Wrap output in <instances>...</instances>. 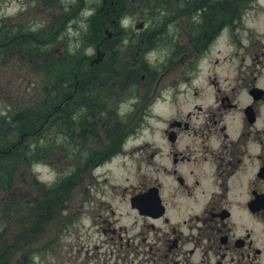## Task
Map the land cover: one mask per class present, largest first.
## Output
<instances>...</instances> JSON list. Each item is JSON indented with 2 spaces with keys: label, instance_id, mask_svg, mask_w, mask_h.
<instances>
[{
  "label": "flooded vegetation",
  "instance_id": "af4514ba",
  "mask_svg": "<svg viewBox=\"0 0 264 264\" xmlns=\"http://www.w3.org/2000/svg\"><path fill=\"white\" fill-rule=\"evenodd\" d=\"M147 1L153 9L141 19L144 27L163 26L176 3L177 15L186 16L178 21L193 29L194 39L177 27L148 32L144 48L152 55L143 75L148 102L142 133L130 135L126 122L118 134L113 128L111 134L101 133L99 142L81 144L80 226L90 222L86 227L111 247L115 264H264V0ZM120 3L125 5L124 0L101 5L117 14ZM106 18L119 22L118 15ZM220 41L225 52L213 64L225 65L223 78L207 71ZM177 42L185 46L174 57ZM167 56L172 61L163 63ZM168 73L172 77L160 86ZM163 101L169 114L151 119V108ZM141 134L143 142H130ZM140 154L136 179L127 184L104 180V189L90 191L101 164ZM70 200L68 188L66 211L73 208L67 207ZM86 247L78 264L98 260V253Z\"/></svg>",
  "mask_w": 264,
  "mask_h": 264
},
{
  "label": "rangeland",
  "instance_id": "374dc122",
  "mask_svg": "<svg viewBox=\"0 0 264 264\" xmlns=\"http://www.w3.org/2000/svg\"><path fill=\"white\" fill-rule=\"evenodd\" d=\"M51 1V0H50ZM63 4L61 6V10H56L51 9V3H49V0H0V16L6 17L7 21L10 19L14 18V15L18 13L20 10H22V15L20 18L21 23H26V24H32L33 26L35 25L37 28L40 27V30H49L48 37L53 40L54 36L57 33V28L58 26L65 22V28L63 30V33L61 37L63 38H70L78 35L80 32H84L87 27V21L89 18H86L90 13L85 10L86 7L89 6H95L98 4V0H62ZM200 3L205 1V0H198ZM79 2H83L81 7L77 6L79 5ZM65 7L64 10H62V7ZM149 6V5H148ZM140 6H135L131 5L129 6L127 12L128 13H134L133 16H136L135 24L141 22L140 19L146 18L149 16V13L145 11L144 7L141 6L142 8H139ZM179 5L178 4H171L169 7V10L167 12V23H165L163 26H161L158 30H166V31H174L175 32V27L178 29H182V31H186L185 28H183V23L181 21H178V18H185L186 16L184 15H177L180 14L179 10ZM56 13H61L64 15V19H62V22L58 25L52 23L54 16ZM184 14V13H183ZM131 17L126 16L125 19L122 21V25L126 27L125 31L122 28H118L117 30L120 32V29H122V34L118 36L115 40H117L116 43H109L110 48L113 52V55H115L116 52H118L121 57L117 58L115 57L114 60H121L126 57L127 52L129 51V43L130 40H126L125 42L121 41L122 38L125 36L126 32H129V25L132 24ZM189 17V16H187ZM10 18V19H9ZM216 24V23H215ZM217 23L216 25H218ZM157 31V29H156ZM44 36V35H43ZM142 42V41H141ZM157 41L153 40V43L151 46H154ZM218 48H221L220 52H216ZM224 44L222 41H220L218 44L214 46V48L211 50L210 57L212 60V63L210 64V67H208L207 71H210L209 68H211V71L209 72L210 75L213 73L215 74V77L217 78H223L224 74V68L225 65L223 63H216L213 64V60L216 58L221 59L222 56L224 55L225 49H224ZM135 49V48H133ZM94 52V48L90 47L89 49H85L82 51V55L91 59L95 58V54H92ZM77 54V53H76ZM31 63L30 61H27V58H25V53L21 51L17 52H7L4 53V55L0 56V113H5V114H10L13 109L18 108L20 105L25 103L26 101H30L34 97L38 96V89L41 84L45 83L47 81L46 76H44L41 73H38V70H36L35 66L36 64H41L42 66H48L51 71L56 70L54 74H51V78H54L56 76V73L59 72L62 73L65 71L66 76L70 78L68 86L63 89L64 92L60 95H54L55 91L57 90V86L55 85V82L52 84V90H51V96L52 98H57V99H65L68 100L69 102L71 101L72 103L75 101H79V105H81V102L83 101V97H90V95L97 97V93L92 91L93 84L92 79L97 76L96 70H99V66H89L87 65H77L75 64L76 62L80 61L79 56H67L64 53L61 52L58 48V43L55 44V42L52 44L50 47L49 51V59L47 62L42 57H37L36 63H34V56L31 53ZM79 55V54H78ZM117 56V55H116ZM132 56V55H131ZM27 57V56H26ZM171 57H166V60L164 61L165 63H168L171 61ZM60 59H67L71 60L72 63H74V68L76 67L79 69V72L77 69H75V72L70 70H65L64 63L59 62ZM133 60V57H132ZM137 60V59H135ZM134 60V61H135ZM109 57L106 56L104 59V62L107 64L105 66H102L101 70L103 71L105 68L111 67L112 68H119L118 71H115L113 73H110L108 71L109 77H113L116 74H120L122 69H125V71L122 73L123 75H129L130 73V68L129 65L124 64L123 62H114L109 64ZM34 64H33V63ZM122 65H121V64ZM134 63V62H133ZM132 63V64H133ZM104 64V63H103ZM92 65V63L90 64ZM136 67V66H134ZM73 68V69H74ZM164 69V68H163ZM160 70L157 72L160 73ZM134 70V75H136L139 79L138 84L135 82V80H130L129 82H135L137 84V91L138 98H132L131 100L127 101L124 103L122 110L119 111L120 116H126L128 117L129 121L131 122L129 128H134L135 126L133 125V121L135 118L141 117L143 115L144 109L146 107V100H143L140 98L143 87L145 85L144 78L142 74L141 69L133 68ZM86 71V74L88 73L89 75L86 76L88 79L89 76L91 78V83H89V89L88 93L83 92L81 95H79L78 98L74 96V93L76 92V86L74 85V88L72 84H74V80L76 77H78L80 74L84 73ZM207 71L205 72V75L203 77H206ZM171 73H168L163 77V84L160 83V86H164L167 84V79L172 77ZM49 78V77H48ZM125 80H122L120 82H117V84H113L112 81H109V84L114 86L117 90L119 88V85H121ZM90 82V80H86L85 83ZM100 82V80H99ZM131 87V86H130ZM73 88V89H72ZM133 91L134 88H131ZM114 90L112 88L107 89L104 87H100V91H98V96L102 100L99 102V106L104 107L103 101H106L108 98L114 100L116 96L111 95L110 93L113 92ZM69 95L71 97L69 98ZM40 97L43 96V94L39 95ZM119 101V100H118ZM118 101L115 103L114 106L111 108H115L118 106ZM109 106L113 104H108ZM108 105L106 106L105 112L106 113H111V111H108ZM168 102H160L155 104L151 108V113L150 115L152 116L151 119H156L157 117L163 112H166L165 115L169 114V108H168ZM100 108V107H99ZM114 113V112H112ZM101 111L96 112L92 115L94 118L88 119V121L92 122L95 119H98L99 116H101ZM126 117L124 120H126ZM152 125H154L153 120L151 121ZM142 133V131H140ZM66 134L65 131L63 130H56L54 132H50V139L53 142H59L63 135ZM155 136V135H154ZM153 136V137H154ZM145 140V136L141 134L137 139H134L130 141L131 143H137V142H143ZM55 154H53L49 160H47L44 164H38L34 165V167L29 168V171H31L34 174V198L36 195L38 196V186H37V178L41 183H44L46 185H51L55 181H57V178L61 176L63 173V170L67 167L68 163H72L73 161L70 160L67 156L64 154H60L59 149L56 148ZM138 151L134 152V155H137ZM131 160H125L123 161L122 158H115L114 160L110 161L109 163L105 164L103 167L99 168L97 170L98 173V181L95 182L92 186H90V191L92 193L98 192L101 189H104V180L107 184H127L130 182V180L136 179L138 173H135L134 170V165L137 164V160L141 158L140 157H130ZM74 159V158H72ZM127 162V164H125ZM128 165L130 167H128ZM140 167L142 166V161H140ZM34 169V172H33ZM26 172L24 171H19L17 174V184H21L24 182ZM136 174V175H135ZM135 177L133 178V176ZM126 178H128L129 181H126ZM16 180V181H17ZM85 186V184H84ZM83 188L80 186L79 188L76 189L73 197L70 200L69 205L73 207V209L69 208V210H73L71 213H74V220L72 225H70L67 234L63 235L61 240L56 243L54 246L49 247L48 245V240L50 238V224L47 222H44V226L41 228L42 232L39 234L36 233L34 236V230L32 233V239H26L22 240L19 242V239L17 238L19 232L21 231V228H9L8 225H6L5 230L3 231V234L0 236V254L1 256H6L4 260H8L11 262L10 264H78L79 261L84 257V248L87 245L91 246V251L97 254V259H93L91 257L90 264H115V257L111 253V247L106 244H100L98 241H96L93 237V232H90L88 227L90 225V222L86 223V226H80L81 224L79 223V216L78 214L74 211V209H77V207L80 204V196L81 193H83ZM91 227V226H90ZM20 230V231H19ZM23 232H27V228L22 230ZM21 235V234H20ZM10 243H17L19 244V247L25 244H29L28 246H25L23 248H18L15 251L9 250L6 252L5 248L6 245ZM98 244V248H94V244ZM93 244V245H92ZM31 257L30 260H27L26 258ZM137 260V259H136ZM121 260H118V263H120ZM137 264H139L137 262Z\"/></svg>",
  "mask_w": 264,
  "mask_h": 264
},
{
  "label": "trees",
  "instance_id": "16d2710c",
  "mask_svg": "<svg viewBox=\"0 0 264 264\" xmlns=\"http://www.w3.org/2000/svg\"><path fill=\"white\" fill-rule=\"evenodd\" d=\"M105 14L104 10L93 14L88 19L84 32L68 38L66 44L71 56H79L86 48L100 45L99 41L102 40L106 25L103 17ZM21 15L22 13L13 19L9 18L10 20L8 21L6 18L0 17V56L7 52L22 50L27 61L31 60L30 54L32 53V56L36 57L34 58V63L38 61L37 57H42L47 62V60H50L49 51L52 44L54 42L59 44L64 38L55 35L54 39L51 40L48 37L50 35L49 30H44L45 28L40 30V27L37 28L35 25L21 23ZM63 17L64 15L62 14L56 16L53 23L56 25L60 24ZM100 47L106 50L109 64L127 62L126 58L114 60L115 57L120 58L121 55L118 52L113 55L112 50L108 49L110 44L106 43L105 45H100ZM59 62L64 63L65 70H70L71 68L75 72V69H77L76 67L74 68V63L70 59H60ZM103 63L98 67L99 70H96V73L98 72L97 76L92 79V81H95L92 82L93 88L101 86L107 89L112 88L114 91L110 93L111 95L115 94L113 96L119 98L126 97L129 89L136 87V83L139 82L138 77L133 73V69H130L128 76L122 74L125 71V69H122L120 74L109 77L110 73L118 71L119 68L115 67L110 70L111 67H108L102 71L100 67L105 66L107 62ZM36 65L35 69L39 73H44L45 76H48L50 69L47 65ZM77 70L79 72V69ZM53 72L55 73L56 70L54 69ZM58 73L55 76V85L57 86L55 95H61V92L65 86H68L67 84L70 81L65 71L60 73V76ZM73 80L74 84L72 86H76L74 96L78 98L83 91L87 92L82 87H89L91 78L89 76L88 79H85L82 73L75 79L72 78L71 81ZM86 80H90V82L85 83ZM122 80L125 81L119 85V88L121 86L119 90L109 84V81L117 84V82ZM130 80H135L136 83H130ZM40 94H43V96L40 97ZM98 102L99 100L93 97L84 108L79 105L78 100L72 103L65 99H55L51 96L48 84H44L40 87L38 96L34 99L13 109L10 114L0 113V203L4 204V206L0 207V218L2 219L3 214L6 223L11 228H21V231L19 230L21 235L18 234L17 236L19 242L32 239L34 227H43L44 222L52 218L55 213L54 209L63 198L65 181L74 182L79 170L76 166L68 177L63 178L51 187H47L37 181L38 196L34 198V180L36 178L29 171V168L35 163H45L55 152H58L56 148L59 149L60 154L65 153V156L71 160H73L72 158H79V144L77 141L81 135L80 128L84 125L85 114L93 115L95 111H99ZM105 103L106 101H103V104ZM68 110H74V115H68ZM102 111H104V108ZM88 126L94 129L95 122L89 123ZM58 129L64 130L66 134L63 135L59 142H53L50 139V132ZM66 143H72V147L66 146ZM19 171H27L26 180L20 185L17 184ZM26 228L28 231L25 233L22 230ZM22 244L19 247L17 243H8L5 251H15L18 248L29 245ZM26 259L29 260L30 257ZM10 263L8 260H4L0 264Z\"/></svg>",
  "mask_w": 264,
  "mask_h": 264
}]
</instances>
